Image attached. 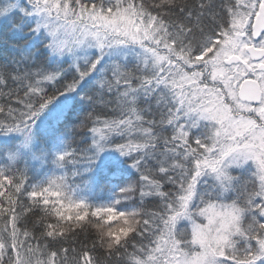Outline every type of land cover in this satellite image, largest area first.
I'll return each instance as SVG.
<instances>
[{"label":"snow or ice","instance_id":"1","mask_svg":"<svg viewBox=\"0 0 264 264\" xmlns=\"http://www.w3.org/2000/svg\"><path fill=\"white\" fill-rule=\"evenodd\" d=\"M0 48V264H264V0H0Z\"/></svg>","mask_w":264,"mask_h":264},{"label":"trees","instance_id":"2","mask_svg":"<svg viewBox=\"0 0 264 264\" xmlns=\"http://www.w3.org/2000/svg\"><path fill=\"white\" fill-rule=\"evenodd\" d=\"M11 43H23V40H16L12 39L10 40L9 47ZM8 53L4 51L2 48H0V59H3V57H6ZM69 105L71 107L72 115L69 117V120L72 121L68 126L72 127L74 123H78L80 119H83V117L87 114L88 112V106L80 100V97L77 94H71L69 98L65 97H60L59 100L56 102L55 105L52 106V111H55L59 106L61 105ZM11 137H5V136H0V142L2 141H8L11 140ZM18 140V138H17ZM41 147H49L48 144L46 143H41L39 145ZM101 161H108V162H115L118 163L122 172L125 175L130 174L132 178H135V172L129 168L127 163H124V158L120 157L118 153H105L101 157ZM47 172V166L40 168L38 171V174L33 176V179L35 180H40L44 178V174ZM123 179V177H122Z\"/></svg>","mask_w":264,"mask_h":264}]
</instances>
